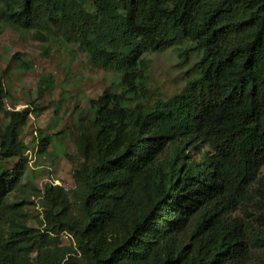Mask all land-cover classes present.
I'll use <instances>...</instances> for the list:
<instances>
[{
    "label": "trees",
    "instance_id": "obj_1",
    "mask_svg": "<svg viewBox=\"0 0 264 264\" xmlns=\"http://www.w3.org/2000/svg\"><path fill=\"white\" fill-rule=\"evenodd\" d=\"M0 6V28L76 45L122 86L145 88L147 53L174 48L180 66L192 64L182 92L152 106L127 91L89 100L70 132L80 157L75 188L32 184L43 201L37 227L28 225L29 202L11 197L28 178L22 128L47 107L7 109L8 69L0 74V161L19 158L0 173V264H264V0ZM53 80H39V98ZM62 133L38 131L36 157ZM201 144L207 150L195 159ZM242 207L245 218L235 215Z\"/></svg>",
    "mask_w": 264,
    "mask_h": 264
},
{
    "label": "rangeland",
    "instance_id": "obj_2",
    "mask_svg": "<svg viewBox=\"0 0 264 264\" xmlns=\"http://www.w3.org/2000/svg\"><path fill=\"white\" fill-rule=\"evenodd\" d=\"M1 7V6H0ZM20 58L30 62V69H20ZM152 64L148 73L145 88L120 85V76L115 70L106 69L90 61L87 54L77 50V46H66L55 37L46 42L34 37L33 31L2 25L0 28V74L8 91L7 109L20 110L34 102V106H46L40 114L32 113L28 123L22 128L21 137L31 150L38 141L37 132L47 135H60L61 141L50 146L48 154L33 152V158L23 179L24 192L17 191L12 195L13 202L28 201L25 212L28 225L37 227V220L42 216L43 201L40 194L33 189L43 188L46 183L64 186L67 190L75 188L73 178L74 164L80 160L79 153L70 132L77 130L78 113L89 108V100L97 99L106 90L110 92H128L132 97L145 98V104L152 106L159 101H166L182 92L190 74L192 64L180 66L178 53L174 48L161 52L147 53ZM196 56H192L196 60ZM189 71V74H188ZM53 74L54 87L43 97H38V82L47 74ZM207 150L204 145L192 153L199 159L200 151ZM19 158L0 161V173L13 170ZM32 181L33 183H30ZM235 215L245 218V208ZM63 242L69 244L71 238L63 235ZM34 257V256H32Z\"/></svg>",
    "mask_w": 264,
    "mask_h": 264
},
{
    "label": "built area",
    "instance_id": "obj_3",
    "mask_svg": "<svg viewBox=\"0 0 264 264\" xmlns=\"http://www.w3.org/2000/svg\"><path fill=\"white\" fill-rule=\"evenodd\" d=\"M27 152L30 155V162H31L32 158H33V152H34L35 156H36V153L38 152V142L35 144V148L34 149H32V150L29 149Z\"/></svg>",
    "mask_w": 264,
    "mask_h": 264
}]
</instances>
